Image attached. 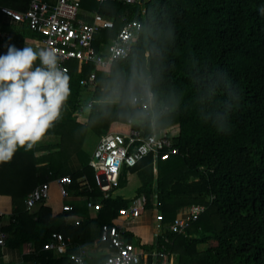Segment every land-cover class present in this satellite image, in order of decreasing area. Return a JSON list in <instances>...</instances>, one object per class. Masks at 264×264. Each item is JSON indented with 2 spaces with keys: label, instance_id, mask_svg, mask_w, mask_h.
Here are the masks:
<instances>
[{
  "label": "trees",
  "instance_id": "1",
  "mask_svg": "<svg viewBox=\"0 0 264 264\" xmlns=\"http://www.w3.org/2000/svg\"><path fill=\"white\" fill-rule=\"evenodd\" d=\"M28 1L0 0V5L24 9ZM79 2L82 11L95 10L114 20V27L96 36L97 50L116 35L123 16L139 20L141 27L124 57L103 67L73 62L67 73L70 95L46 134L51 138L28 150L18 148L11 161L0 163V194L11 200L9 220L0 226L7 233L6 245L30 243L22 264H75L77 246L95 240L93 227L98 235L101 224L112 223L119 208L144 195V209H158L164 229L143 245L148 254L138 264H264V14L259 11L264 0ZM10 26L20 34L10 32ZM29 35L26 26L4 21L0 12V54L7 51L6 42L22 48L19 39ZM91 70L92 98L111 101L94 100L81 121V93L90 86L80 79ZM148 92L154 124L172 127L178 152L159 159L155 174L149 157L123 169L114 190L124 186L128 172H135L140 184L134 196L113 190L104 198L88 165L85 135L89 129L98 136L127 131L128 119L138 120L139 125H132L150 133L151 112L132 103L134 95ZM65 174L71 178V195L99 201L95 217L78 224L66 220L78 209L62 210L53 180ZM44 181L50 182L49 197L26 209L25 196ZM191 204L205 208L185 232L168 231L178 210ZM54 231L70 238L65 254L41 248ZM125 237L131 239L129 233ZM153 249L167 252L166 261L153 259ZM104 259L88 254L83 264H103Z\"/></svg>",
  "mask_w": 264,
  "mask_h": 264
},
{
  "label": "built area",
  "instance_id": "2",
  "mask_svg": "<svg viewBox=\"0 0 264 264\" xmlns=\"http://www.w3.org/2000/svg\"><path fill=\"white\" fill-rule=\"evenodd\" d=\"M102 1V0H97ZM126 3H136L142 0H124ZM0 12L4 21L26 26L32 35L25 37L24 41L33 47L52 48L60 58V67L67 73L71 64L77 62L80 65L91 64L103 67L112 60L124 57L131 48L132 41L137 37L141 27L137 19L122 17V25L114 37L106 42H101V49L94 47L96 36L102 29L114 27V20L103 16L98 11H82L79 0H29L24 9L14 8L7 5H0ZM81 14L83 16H81ZM82 17V18H81ZM88 17L89 20L83 18ZM8 36L6 32L2 33ZM83 85H95V72L91 70L85 77L80 79ZM94 100H90V106ZM132 103L137 104L147 113L151 112L150 127L152 131L145 133L139 121L128 119L131 127L127 131H108L100 134L95 148L89 156L88 165L94 171L96 186L105 198L115 187L118 186L119 176L123 169L136 165L139 161L149 157L153 168L156 167L159 159L164 160L178 152L172 141V127L157 128L153 119V104L151 93L145 95H134ZM62 201V210L71 211L74 204L67 201L71 196L69 175H58L53 180ZM50 182L44 181L37 184L24 198L26 209L31 210L49 197ZM101 204H94L86 200L87 207L99 208ZM145 196L133 198L128 206L119 208L116 218L112 223H103L99 228L97 239L93 246L103 245L105 256L103 264H138L141 255H147L144 246L139 247L127 240L125 237L124 223L130 222L140 216L144 210ZM202 204H191L188 211L182 215H176L167 225L171 232H185L204 210ZM156 209V208H155ZM11 210L0 208V226L5 224L4 217L8 220ZM160 217V216H159ZM160 220V219H159ZM80 219H75L78 224ZM8 222V221H7ZM159 225L156 224V227ZM162 234L156 229L153 238ZM7 233L0 227V248L6 245ZM167 240V238H165ZM70 244L69 237H63L58 232H52L49 240L42 244L43 250H53L58 254H65ZM25 253L31 252L30 243H25ZM90 246L78 245L74 253L75 264H83L85 255H88ZM137 249V250H136ZM149 254L153 259H167V252L153 249ZM0 264H5L0 261Z\"/></svg>",
  "mask_w": 264,
  "mask_h": 264
},
{
  "label": "clouds",
  "instance_id": "3",
  "mask_svg": "<svg viewBox=\"0 0 264 264\" xmlns=\"http://www.w3.org/2000/svg\"><path fill=\"white\" fill-rule=\"evenodd\" d=\"M259 11L264 14V6ZM6 47L0 54V163L46 136L71 91L70 77L52 48Z\"/></svg>",
  "mask_w": 264,
  "mask_h": 264
},
{
  "label": "rangeland",
  "instance_id": "4",
  "mask_svg": "<svg viewBox=\"0 0 264 264\" xmlns=\"http://www.w3.org/2000/svg\"><path fill=\"white\" fill-rule=\"evenodd\" d=\"M8 30L14 34H20L19 30H17L16 27L14 26H10L8 27ZM21 40V42L24 43V40L21 38L19 39ZM25 45V43H24ZM92 88L88 87L83 89L82 93H81V102H82V109L80 112H78V119L81 121L86 120V118L88 117V109L89 107L87 106L88 102L90 100H95L97 101L98 99L96 98H92ZM111 101V100H109ZM113 102L115 100H112ZM50 137V136H49ZM85 142L83 145L84 150L86 151V153L88 154V156L91 155L93 149L96 146L97 140H98V135L95 134L93 131H91L90 129L87 131L86 135H85ZM43 142V141H42ZM45 143V142H44ZM41 152H37V154H39ZM153 173H156V167L153 169ZM140 181V177L138 174H129L126 183L124 184V186L122 187H118L114 190L113 194H115V191L117 194L123 195L125 197H133L135 194V189L137 187V185L139 184ZM86 200H91L94 204L99 203V201L94 200L92 198H85L80 197V196H71L68 201L74 205L77 206L78 209V213L76 215H69L67 218L68 220H73L74 218H81V219H86V218H92L95 217L97 214V208L96 207H87L86 206ZM61 201H64L61 200ZM154 202V199H153ZM11 206L10 203V199L5 198V197H0V208L4 207V208H8V206ZM11 208V207H10ZM155 207L152 208H146L142 211V213L140 214V216L136 217L135 221H138V224L141 225V230L142 231H137L136 227H132L133 230H135L136 233H138L139 235L141 234V240L145 241L146 236L148 237L150 233H152V231H155L156 229L159 231H163V225L160 224V212L158 209H156V212L154 210ZM7 210V209H5ZM8 216L6 215L4 217V222L8 221ZM58 221V220H57ZM156 224H158L159 226L156 227ZM167 227V226H166ZM95 227H93L94 229ZM92 229V233L93 235L95 234V231ZM150 239V238H149ZM148 239V240H149ZM133 243L136 245V247H139V241H138V237L136 239H132ZM25 249V245H22L20 247L17 248L18 252L22 253L24 252ZM105 248H103L101 250L100 248V252L104 253ZM16 250V252H17ZM137 250V249H136ZM171 259V260H169ZM169 259L167 260L168 262L173 260V256L169 255ZM10 263L15 264V262L12 260L10 261Z\"/></svg>",
  "mask_w": 264,
  "mask_h": 264
},
{
  "label": "crops",
  "instance_id": "5",
  "mask_svg": "<svg viewBox=\"0 0 264 264\" xmlns=\"http://www.w3.org/2000/svg\"><path fill=\"white\" fill-rule=\"evenodd\" d=\"M3 20H4V18H3ZM30 36V35H29ZM26 37H28V36H26ZM9 43H11V42H6L4 45H7V44H9ZM24 43L25 44H27V45H30V44H28L26 41H24ZM32 46V45H31ZM102 100H110V98L109 97H106V98H104V97H102V98H98V100L97 101H102ZM112 100H114L113 98H112ZM81 109H82V107H81ZM51 138V136L49 137L48 135H46L44 138H42V141H47L48 139H50ZM84 142H85V140H84ZM83 145H84V143H83ZM72 163H73V165H75L76 163H75V160L73 159L72 160ZM129 174H135V172L134 173H127L126 174V177L128 178V175ZM139 184H140V181H139ZM138 184V185H139ZM137 185V186H138ZM115 194H117L116 193V191H115ZM118 195H120V194H118ZM123 196V195H122ZM0 197H5V198H8V199H10V196H8V195H1L0 194ZM123 197H125V196H123ZM68 201V200H67ZM10 203H11V200H10ZM11 206L9 205L8 206V208H4V207H1V208H3V209H7L8 211L9 210H11V208H10ZM188 207L189 206H184V207H182V208H180L179 210H178V213H177V215H182V214H185L187 211H188ZM154 210H155V212H156V209L154 208ZM97 211H98V208H97ZM75 219H80L81 220V218H74L73 220H68V218L66 217V220L68 221V222H73ZM136 219H133V220H131L130 222H127V223H124V227H125V230H126V233L128 234L129 233V235L131 236L130 238L131 239H129V241H132V239H136L137 237H138V241H139V245H140V243L142 244V245H148V244H150L152 241H153V235H154V232L156 231H152V233H150L149 234V236L147 237L146 236V239H145V241H142L141 240V234L139 235L138 233H136L135 232V230H133L132 229V227L134 228V227H136V229H137V231H142L141 230V225H139L138 224V221H135ZM4 223H7V221L6 222H4ZM94 231H95V234H94V236H95V239H97V237H98V235H97V228L95 227L94 229H93ZM150 238V239H149ZM149 239V240H148ZM133 242V241H132ZM25 245V244H24ZM89 246H90V249H89V255H92V254H102L103 255V253L102 252H100L102 249H103V245L102 244H100L99 246H93L92 244H88ZM26 246V245H25ZM100 248H101V250H100ZM16 250H17V248H11V247H8V246H5V247H3V248H0V261H2L3 263H5V264H12V263H10V261H14L15 262V264H22L23 262H24V255H26V254H29V253H25V252H22V253H20V252H18V250H17V252H16ZM26 250V247H25V249H24V251Z\"/></svg>",
  "mask_w": 264,
  "mask_h": 264
}]
</instances>
